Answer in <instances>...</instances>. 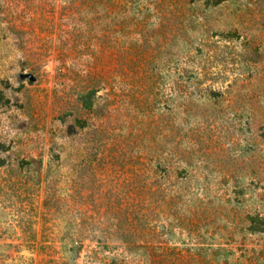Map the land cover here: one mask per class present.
Listing matches in <instances>:
<instances>
[{
	"label": "rangeland",
	"instance_id": "obj_1",
	"mask_svg": "<svg viewBox=\"0 0 264 264\" xmlns=\"http://www.w3.org/2000/svg\"><path fill=\"white\" fill-rule=\"evenodd\" d=\"M189 1L0 0V264H264V4Z\"/></svg>",
	"mask_w": 264,
	"mask_h": 264
},
{
	"label": "trees",
	"instance_id": "obj_2",
	"mask_svg": "<svg viewBox=\"0 0 264 264\" xmlns=\"http://www.w3.org/2000/svg\"><path fill=\"white\" fill-rule=\"evenodd\" d=\"M141 0H88V3L91 6V10H93V14L96 17V21H102L106 22L107 25L109 24H118L119 27L125 28V25H128V20H130V23L133 25V31H136L139 33V36L136 35L134 37V40L137 41L136 44H138V41H145V44L150 43V39L152 37H155L157 34V29L154 26L152 22L149 21V17L146 15V12H151V8L147 6L140 5ZM203 2L204 0H190L189 3L194 2ZM241 2L242 0H205L209 4V6L214 7H220L223 5H228L230 2ZM247 4H253L255 6H262L264 4V0H246V6ZM133 14L132 19H128L129 15ZM175 20L179 18L178 13L176 12ZM153 14L150 15L152 17ZM158 18H161L162 21L160 22L162 25H165L163 16L161 14L156 15ZM252 19L248 21V24L250 25ZM256 24L261 25L258 26L257 30H253L252 28H246L245 31H247L251 35V39H253V36L256 34L259 36L261 33L264 32V13L262 14L260 20L256 21L254 20ZM155 24L158 25L157 22L154 21ZM173 24H175L174 21H172ZM160 28V24H159ZM260 31V32H259ZM259 32V34H258ZM220 38L224 39L225 41H233L237 40L238 37H240L238 28H232L230 31H222L219 34ZM247 39V38H246ZM250 43H247L244 45V56L243 58L247 59L248 65H250V62L252 63H258L262 60L263 54L260 52V50L256 47H254L251 43V40H249ZM248 57V58H246ZM254 57V58H252ZM246 61V60H245ZM250 61V62H249ZM189 74V75H188ZM187 75L191 78H196L194 72H189ZM190 79L184 81V77L179 74V72H175V80L174 84L175 87L178 88L181 86L182 83H188ZM210 81L213 83V78L210 79ZM230 87V86H228ZM205 94L204 98L206 100L212 101L216 100L217 97L221 96V92L217 91L212 85H208L207 88L204 89ZM95 96L93 92H89L88 94H85L81 96V100L84 101V99H87V102L85 103V108L89 110H93L95 107L96 101L94 100ZM258 125H264V118L258 123ZM2 163L0 161V167L2 166ZM28 250H35L38 249L35 245H29L26 246ZM18 249L17 247H15ZM79 248V247H78ZM82 248V245L80 246ZM178 264H191L190 261L181 259L179 260Z\"/></svg>",
	"mask_w": 264,
	"mask_h": 264
}]
</instances>
